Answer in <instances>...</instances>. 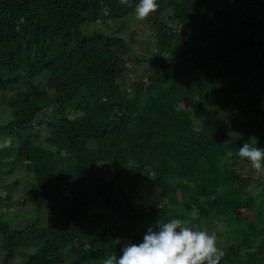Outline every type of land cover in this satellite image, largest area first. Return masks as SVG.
Here are the masks:
<instances>
[{
	"label": "trees",
	"instance_id": "1",
	"mask_svg": "<svg viewBox=\"0 0 264 264\" xmlns=\"http://www.w3.org/2000/svg\"><path fill=\"white\" fill-rule=\"evenodd\" d=\"M247 1L262 105L244 0L246 20L226 13L227 0H156L146 65L174 56L180 67L132 91L112 86L107 52L120 35L88 26L131 15L139 0H0V142L12 138L0 148V216L12 207L4 185L16 180L37 214L24 238L0 219L2 264H102L173 218L215 232L220 264H264V175L239 170L251 163L237 155L244 143L264 148V0ZM40 74L52 95L33 80ZM133 173L170 199L139 192Z\"/></svg>",
	"mask_w": 264,
	"mask_h": 264
},
{
	"label": "rangeland",
	"instance_id": "2",
	"mask_svg": "<svg viewBox=\"0 0 264 264\" xmlns=\"http://www.w3.org/2000/svg\"><path fill=\"white\" fill-rule=\"evenodd\" d=\"M222 1L223 0H219V2ZM226 9L227 14L235 18L246 20V16L242 13V9L239 7L238 2H236V0H227ZM200 11L201 13L205 12L206 6H201ZM97 29H101L105 34H107L108 32H115L118 33L121 37L119 40H117V45L111 46V51L107 50V54L110 58H112L111 60H113L111 61V63L116 66L117 71L116 74L114 73L111 76L113 87L119 88L121 85L123 87L122 89H125L127 87V89L132 91L139 84L140 86H143L160 75L172 73L174 71V67L172 66L173 64L177 65H174L176 67L175 69H178L180 67V58L174 56H166L163 60V65H161L160 67L155 64L151 65V67H148L146 65V60L149 61L155 57V54H146V51L148 52L150 50H154L155 48L154 40L152 38L154 36V29L149 23L145 22L144 20H137L135 17V11L131 15L120 16L117 20L112 21L111 19H103L98 23L90 24L88 26V30L90 31ZM121 42L125 44H132L131 49L129 51L127 50V48H124V51L127 50L125 54L121 52L118 48V43ZM250 43V41L245 43L247 51H252L253 46ZM93 59L94 62H96L95 57H93ZM116 62L118 63V65ZM33 80L38 86H44L48 95L53 94L47 86L49 85V80L47 79L45 74H40L33 78ZM8 99H10V97ZM259 104L262 105L260 101ZM52 107L53 105L51 106V108ZM3 108V106H0V123L3 120L5 121L8 117L6 108L4 110ZM51 112L54 115V118H56V110L54 109ZM238 166L236 167H238L239 170H242L243 172L247 173V175L256 176V172L252 168L251 164L245 165V167H241L240 164ZM136 174L137 173H133V177L131 176V183L136 186V189L139 190V192L150 189L152 191L151 196L156 201L159 200V196H161L162 202H167L170 199L169 193L166 192L164 189L161 190L160 195V193L156 191L154 187H151L145 179L139 180V177H137L138 175ZM11 176L15 177V179H18L21 174L20 172H15ZM6 178L5 181H8L9 179ZM0 185H2V182L0 183ZM4 186L6 191L5 193L2 192V194H4L5 198H7L10 202H12V207L9 210L2 211L3 214L0 216V219L2 222L7 223L9 228L15 230V232H13V238H24L27 233V228H31V223L33 222L35 217H37V214H33L29 209V205L26 204V191L24 186L19 183L18 180H16L15 183L10 182ZM191 202L195 203L196 201L194 198H192ZM1 210L2 209H0V211ZM55 210L56 209H54V211ZM40 217L41 216L38 215V218ZM221 227V222H218L217 229H221ZM1 253L2 251L0 249V264H2ZM8 261V264H13L15 262H18L19 259L15 257H10Z\"/></svg>",
	"mask_w": 264,
	"mask_h": 264
},
{
	"label": "clouds",
	"instance_id": "3",
	"mask_svg": "<svg viewBox=\"0 0 264 264\" xmlns=\"http://www.w3.org/2000/svg\"><path fill=\"white\" fill-rule=\"evenodd\" d=\"M120 3L131 6L129 0H120ZM158 7L156 0H139L135 17L143 21ZM11 145V137L0 142V148ZM227 155L231 157L233 153L229 151ZM237 155L250 161L258 175H264V148L244 143ZM121 252L119 256H107L102 264H220L225 255L224 249L217 247L215 232L209 234L206 230L190 227L179 218L163 224L158 222V230L149 228L142 242L126 243Z\"/></svg>",
	"mask_w": 264,
	"mask_h": 264
},
{
	"label": "water",
	"instance_id": "4",
	"mask_svg": "<svg viewBox=\"0 0 264 264\" xmlns=\"http://www.w3.org/2000/svg\"><path fill=\"white\" fill-rule=\"evenodd\" d=\"M245 6L248 8L249 12L254 16V36L253 40L255 43V48L257 52V59L252 64H250L252 71V92L256 97V102L261 99L262 91L260 89V64L263 58V50L259 39V28H258V16L251 9H249L248 1L244 0Z\"/></svg>",
	"mask_w": 264,
	"mask_h": 264
}]
</instances>
